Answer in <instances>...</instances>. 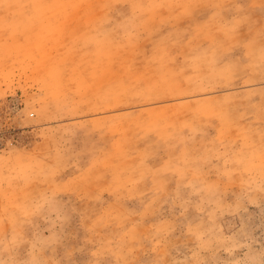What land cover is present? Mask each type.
<instances>
[{
    "label": "rangeland",
    "instance_id": "374dc122",
    "mask_svg": "<svg viewBox=\"0 0 264 264\" xmlns=\"http://www.w3.org/2000/svg\"><path fill=\"white\" fill-rule=\"evenodd\" d=\"M0 264H264V0H0Z\"/></svg>",
    "mask_w": 264,
    "mask_h": 264
}]
</instances>
